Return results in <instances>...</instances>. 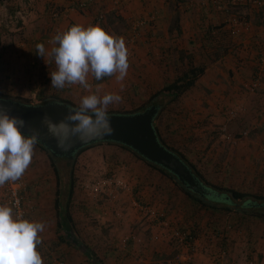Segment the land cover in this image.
<instances>
[{"label":"rangeland","instance_id":"374dc122","mask_svg":"<svg viewBox=\"0 0 264 264\" xmlns=\"http://www.w3.org/2000/svg\"><path fill=\"white\" fill-rule=\"evenodd\" d=\"M183 1L185 0H175L177 5L173 3L169 7L173 13L170 39L162 43L160 35L153 47L149 45L150 42L147 47L142 46L143 35H139L138 39L137 36L134 37L136 39L130 38L128 20L115 19L114 24L119 22V26L116 27L117 31H114L113 25L112 33L124 37L129 49V69L126 78L120 82L117 80L113 82L115 76H111L107 82L96 86L90 81L92 76H89L90 89L78 84L66 85L62 89L64 92L59 93L60 98L79 107L84 96L92 93L102 96L105 87V94L118 93L123 98L121 102L108 107V113L136 112L162 91L166 82L172 83L185 74L191 62L195 66L203 65L207 68L226 50L228 58L225 52L223 61H220L223 66L218 70L224 74L221 76L222 82L217 84L218 94L215 95L213 90L206 88L207 83H204L203 78L207 75H204L199 80V85L196 84L178 101H173L172 97H159L155 103L163 109L155 126L158 127L167 146L182 153L211 183L250 195L264 196V63L256 60L255 54H244L243 47L225 49L219 42L214 43L213 48L195 50L187 43L185 36L181 37L176 33V15L181 13ZM49 2L53 3L50 11L49 9L46 11L48 3L45 0H8L6 3H0V97L37 105L40 101L55 95L50 78V73L57 70L54 59L51 56L45 58L38 56L37 45L44 44L49 52L56 46L51 41L57 33L65 29L61 20L65 18L69 4L66 6V1ZM227 2L228 22L220 21L213 26V31L222 34V41L224 39L227 42L225 33L232 31L237 25L245 28L243 27L245 24H251L252 34L260 31L264 34V0ZM123 8L121 11H124ZM141 20L145 23L142 27L149 25L145 19ZM120 30L126 33H118ZM182 53L185 58L182 57ZM190 56L193 60L189 59ZM241 58L253 61L254 65L250 68L249 81L235 83L232 76L227 77L226 72L228 70L233 73L232 71H235L233 63ZM146 59L148 65L141 63V67H134L137 62ZM129 78L132 80L137 78L138 82H131ZM77 88L81 89L79 92L81 100L76 102L66 97L67 93L68 95L78 93ZM242 92L244 94L241 95ZM229 98L235 100L229 102ZM218 102L224 107L232 105L233 108L228 111L220 110L216 106ZM246 103H249L247 107ZM106 147L108 146H98V150L94 148L92 152L86 151L77 158L74 165L76 195L73 205H109V215L114 221H107L110 216L98 219L95 215L87 218L85 224L80 221V225L83 224L84 227L76 225L74 237L80 242L81 247L74 243L71 247L55 245L51 250L50 245L59 244V237L57 229L53 230L51 227L50 232L46 230L45 234L48 233L50 238L46 240L44 235L42 239L48 247L45 251L50 255L51 258L47 257V260L51 263L55 260V264H92L90 261L96 260L94 264H113L108 258L111 251L113 249L122 251L123 246L138 229L139 222L132 225V222L126 219L123 221L121 218V214L124 216L128 214V209L119 213L116 209L120 208L119 205H139L135 201L136 197L132 195L134 181L137 178L136 170L142 168L133 166L121 154L114 153V156H111ZM68 164L69 162L63 159L59 163L62 169L61 191L65 195L62 196L64 202L70 182L71 164ZM145 170L149 171L148 168ZM131 171L134 174H131ZM146 171L142 173L138 171V175L146 176ZM166 180L168 179L161 176L159 180L152 177L148 182L151 188L156 187L154 193L162 191L159 205L169 213L176 211L177 215L170 214L176 219L171 220V226L168 222H164L165 225L157 223L158 226L151 228V238L153 243H156L167 235L173 252L166 253L170 258L158 257L156 253L150 262L198 264L196 257L202 254L210 256L212 264H264V222L252 218L242 221V218L235 214L217 216L201 214L197 217V222L201 225L200 238L193 245L178 241L174 237V232L188 221L186 208L188 203L183 194L176 191L173 182L168 180L166 183ZM19 181L23 183L24 191L27 192V205H34L35 208H40L39 205H54L58 190L56 178L46 153L38 147L35 146L32 162ZM106 181L115 182L112 185H104ZM4 185L0 186V204H6L1 197L5 195ZM143 193L147 195L145 205L156 204L157 198L151 196L149 189L145 188L142 195ZM172 205L176 207L168 208ZM153 216L155 215L151 214V217L145 218V223L148 220L147 224L138 229L141 234L144 233V229L156 225L149 222ZM117 221L119 226H115ZM119 222H123L127 227L124 225L122 227ZM140 225H143V222ZM111 232L115 236L105 241V237H110ZM119 234L122 239L119 240L118 248V244L113 243L112 239L118 240ZM155 247L160 250L159 245ZM104 250H107L106 254ZM88 254L92 257L91 260L87 258ZM66 255L69 258L71 256V261L73 258V263H69ZM183 256L188 258L183 259L184 262L181 261ZM126 264L137 263L131 259Z\"/></svg>","mask_w":264,"mask_h":264},{"label":"crops","instance_id":"0c3cea01","mask_svg":"<svg viewBox=\"0 0 264 264\" xmlns=\"http://www.w3.org/2000/svg\"><path fill=\"white\" fill-rule=\"evenodd\" d=\"M45 1L46 3H48L46 5V11H47L48 8L53 5V3H50L49 0H45ZM55 1L60 2V3H63L66 1V4H67L66 6H68L69 4L68 10L66 11V14H65V18L63 19L61 18L62 19L61 24L63 23L65 25L64 31H66L67 29H69L71 26L75 24H82L84 26L99 24L103 28H105L107 31L112 32L113 25H114V31H117L116 27L119 26V22L114 24L115 19H119L121 21H123L122 19H125V20H128L127 23L129 24V29H130L129 36L131 38L135 34L133 30L135 23L141 24L142 22L141 19H145V21L148 22L149 25L146 27L140 26L136 31L137 39L139 35H143L141 38L142 46L144 45L147 47L149 42H150L149 45L151 47L155 46L158 40L157 37L160 35H162L160 37V40L162 41V43L170 39L169 35H171L170 31H171L173 13L171 12L169 7L173 3H175V0H99L95 5L91 6L88 11H85L83 13H81L78 7H76L79 0H55ZM179 1H182V0H179ZM237 1L241 2L242 0H237ZM181 4H183V6L181 7V13L179 15L178 14L176 15V17L177 18L179 17V20H180L179 21L180 32L176 30V33L181 37L185 36L187 43L192 45V47L195 50H198L199 48L200 49L213 48L214 43L219 42L223 45L225 49L229 47L230 48H242L243 47L242 49L244 51L243 52L244 54H247V55L255 54L256 60H259L264 50V48H262V46L264 45L263 44L264 34L262 31L252 34L250 32L251 29L253 28V27L251 28V24H246V26H243L245 28H242L241 26H239V28L240 27L241 28L239 29L240 31L237 36L232 35V31L235 29H233L232 31L228 33L226 32L225 34L227 36V42L224 39L222 41V37H223L222 34H220L218 31H217L218 33L216 31H213V26L215 27L220 21L225 22V23L228 22L229 14L227 13L228 12L227 0H191V1L185 0ZM121 8H123L124 11H121ZM101 16H103L104 18L103 22L98 21L99 17ZM142 24L144 25L145 23L143 22ZM176 27H177V24H176ZM118 33H126V31L120 30L118 31ZM215 35H216V39L214 40ZM133 39H136V38L133 37ZM226 57L228 58L227 52H226ZM223 58L224 57L216 59L214 63H210L207 66L206 72H205V75L207 76L203 78L204 83H207L206 88L213 90L215 95L218 94L217 84H220L222 82L220 81L221 76L224 75L222 72L218 71L219 68L223 66V64H220L222 63L220 61H223ZM141 63L148 65L149 62H148V59H146L141 62H137V64L134 65V67H141L142 66ZM253 65H254L253 61H249V60H246L245 58H241L233 63V66L235 68L234 69L235 71H232L233 73L227 70L226 72L227 77L232 76L233 82L235 83L236 82L245 83L250 80V77L248 76H250L249 75V73L251 72L250 68H252ZM129 79L131 80V82H138L137 78H134V80H132L131 78ZM90 81H93L92 83L94 85V77L90 78ZM112 81L113 82L116 81V78L114 77ZM198 85H199V82L197 83V86ZM247 87H248V84L246 85V88ZM76 90H78V93H72V95H68L67 93L66 97H69L76 102L81 100V95L79 94V92H81V89L77 88ZM104 90H105V87L102 92L103 95L106 93ZM242 94H244V92H242L241 95ZM234 100L235 98L234 99L229 98V102H233ZM248 105L249 103L248 104L246 103L245 107H247ZM110 106L111 105H109V107ZM216 106L220 110L225 109V111H228L230 108H233L232 105H228V108L224 107L221 102L216 103ZM101 146H108L106 147V150H108L111 153V156H114V153L121 154L122 157H125L127 161H129V163H131L133 166H139L138 168H142L141 170H136L135 176L137 175V178L134 181L135 184L133 187V195H132L136 197L135 201L139 205H119L120 208L116 209L118 213L120 211H127L128 209V214H126L125 216L122 214L120 215L123 221L124 219H126L128 222L129 221L132 222V225L135 224L136 222H139V224L137 225V228L139 229L147 224L148 220H146V223L144 220L148 216L151 217V214H152L155 216L152 217L153 218L152 221L151 219H149V222L156 224L152 227L150 226L148 229H144V233H145V234L143 233L144 235L141 234V232L137 229L134 232L133 237L130 240L128 239L129 241L124 246L122 245L123 246L122 251H116L117 249H113L111 251L113 254L112 253L109 254V257H108L110 258L109 262L111 263V261H113V264H122V263L126 264L127 261H130L131 259H133L134 262L137 264L138 263L139 264H155L156 262L154 263L153 261L152 263L150 262V259H154L153 257H155L156 253H158L157 254L158 257H161V256L167 257V254L168 253L170 254V252H173V250H172V246H170L169 244V239L167 235L163 236L161 241L153 243V240L151 238V234H152L151 228L158 226L157 223L164 225L165 224L164 222L166 223L168 222L171 226L172 225L171 220L174 221L176 219L173 216L177 215L176 211H174L173 213H169L167 209H163V206L159 205V202L162 198V191L158 190L157 192L154 193L153 190H155L156 187L151 188V186H149L148 181H150L152 177H156L159 180V178H161L162 175H160V173L158 174L156 171H154L151 168L149 169L146 163L138 160L137 158L134 157L132 153L118 146L106 145V144L101 145ZM97 147H94V148H97ZM94 148L87 150V152L93 150ZM98 149L99 148H97L96 150ZM145 168H148L149 171H146ZM138 171H141V173L143 171H146V176L141 177V175H138ZM131 172H132L131 174H134L133 171ZM168 180H166V183H168ZM120 182L122 183L121 180ZM145 188L146 190L149 189V193L151 194V196H154L155 198H157L155 201L156 203L155 205H145V203H147L146 202L147 199L145 198L147 195L144 193L142 195V191ZM24 190H25V187H24ZM24 190L22 192V195L24 198V209L27 211L26 218L44 222L47 227V229L45 228V231L48 230L50 232L51 227L54 228L53 230H56L57 224H58V218H57V213L55 210V205H39L41 206L40 208H35L34 205H27V202H26L27 192ZM1 197L3 198L4 195ZM108 207L109 205H102V206L72 205L71 207L72 218L74 220L75 225H80L79 223L80 221H83L85 224V221H87V218H90L91 216H94V215L97 216L98 219L100 218L104 219L106 216H110ZM175 207L176 205H172L171 207H168V208L173 209ZM144 208L146 209V211H144ZM152 209H155L156 211ZM170 214H172L173 216ZM107 221L113 222L114 218L110 216L107 219ZM142 222H143V225H140ZM119 223L123 227L124 223L123 222H119ZM80 226L82 228L84 227L83 224ZM115 226H119L118 221L116 222ZM125 227H127V225ZM45 231L42 233V236L45 235L46 237L44 238L47 240L48 238H50V236H48V233L45 234ZM114 236L115 234L111 232V236L105 237V241L109 240L110 238H113ZM119 238H120V234L118 236V240L112 239L113 243L118 244V248L120 245L119 240L122 239V238L120 239ZM141 241L143 243L139 244V242ZM42 242L43 243L39 246V251L42 254L44 264H55L54 263L55 260H53L52 263L47 260V257L48 259L51 257L49 254H47V251H45L46 249H48V247L44 239H42ZM55 245L57 244L54 243L53 245H50V249L52 250L55 247ZM158 245H159L160 250L156 249L155 247ZM106 252L107 250H104L105 254ZM160 253L162 255H159ZM105 254H104V257H105ZM67 258L69 257L67 256ZM70 258H69V263H73L72 262L73 258H72V261L70 260ZM124 258H126L125 261H124ZM118 259H120V261H115ZM196 260L198 264H212L210 260V256L206 257L202 254L197 255Z\"/></svg>","mask_w":264,"mask_h":264},{"label":"clouds","instance_id":"9594fccd","mask_svg":"<svg viewBox=\"0 0 264 264\" xmlns=\"http://www.w3.org/2000/svg\"><path fill=\"white\" fill-rule=\"evenodd\" d=\"M51 42L56 46L50 52L44 44L37 45V55L54 59L57 70L50 73V78L56 89L77 84L90 89L89 76L100 81L115 75L120 82L128 74L125 38L99 24H75L57 33ZM122 99L118 93H92L84 96L64 121L57 124L46 116L43 123L56 139L57 147L68 151L73 137L88 141L110 135L113 128L107 110ZM25 126L23 119L0 108V186L19 180L32 162L39 139L25 134ZM45 228L44 222L24 218L12 206L0 204V264H44L39 246Z\"/></svg>","mask_w":264,"mask_h":264},{"label":"trees","instance_id":"16d2710c","mask_svg":"<svg viewBox=\"0 0 264 264\" xmlns=\"http://www.w3.org/2000/svg\"><path fill=\"white\" fill-rule=\"evenodd\" d=\"M6 1L8 2V0H0V3H4V2L6 3ZM82 1L83 0H79L76 7L79 8V4ZM48 9L50 11L51 8L49 7ZM179 21H180L179 17L176 18V24H177L176 30H178V32H180ZM215 39L216 36L214 37V40ZM224 55H225V51H223L222 55L218 56L217 59L222 58ZM182 57L185 58L184 53H182ZM189 59L193 60V57L190 56ZM261 59L262 57L260 56L259 62L261 61ZM205 72H206V66L203 65L195 66L191 62L190 67L185 74H183L180 78L176 79L172 83L166 82L162 91L154 95L151 101H149L148 104L146 103L145 107L132 113H108V114L133 115L144 112L145 110L151 108L152 106H157L160 109L158 115L160 116V113L162 112L163 108L162 106L157 105L155 103V101H157L159 97H172L173 101L180 100L187 92H189L192 88L196 86L199 80L205 75ZM254 75H255L254 78L256 79L257 74L255 73ZM109 78L110 77H104L100 81H96L94 79V85L103 84L107 82ZM55 92H56L55 95H53L50 99H44L40 101V103H38L37 105H45L50 102H59L70 105L76 109L78 108L77 106L73 105L71 102L60 98L59 93L63 92L62 89L55 88ZM0 98L10 100V98H4V97H0ZM14 101H18L27 105L37 106L26 101H21V100H14ZM158 116L156 120H158L159 118ZM154 127L162 145H164L167 149H169L173 153L177 154V156L189 166V168L193 171L194 175L197 177L200 183L207 189L208 194L204 196L195 194L194 192L190 191L186 186H184L173 174H171L170 172L166 171L165 169L155 164L148 162L147 160H144L142 157H140V155H138L128 147L116 143H98L82 149L74 157L73 160L74 162H72L70 169V182L68 185V191L66 193V202H64L62 196L65 195H63L61 191L63 185L62 169L59 166L60 160L62 159L53 157V155L47 149H45L43 146L37 143L36 147H38L42 152L46 153L47 159L50 162V166L56 178V184L58 190L56 192V199L54 205L58 218V224H57V234L59 237V244H57L58 247L59 245L61 246L69 245L71 247L74 243L77 244L79 247H81L80 242H78V240L74 237V228L76 225L72 218V212H71V207L74 204V198L76 195V178L74 174V165L77 162L76 161L77 158L81 156L83 153H85L87 150L104 144L118 146L132 153L135 158L146 163L149 168L159 172L163 177L173 182V184L177 188L176 191H179L183 194L186 202L188 203V205L186 206L188 213L187 216L188 221L181 225V229H178L176 230V232H174V237L180 242L184 240L185 243L189 245H193L200 238L199 233L201 231L200 229L201 225L199 222H197V217L201 214H208L210 216H217L221 214L223 215L235 214L236 216L241 217L242 221H246L247 218H252L254 220H259L264 222V196L250 195L239 192L231 188L222 187L211 183L198 170V168L192 162H190V160H188L182 153L168 147L165 141L163 140L158 127H156L155 124ZM176 233H178L179 235L177 236ZM167 257L170 258L169 256ZM87 258L89 260L92 259V257H90V254L87 255ZM162 258H165V256H163ZM90 262L94 264L96 260H91ZM168 263L173 264L171 262Z\"/></svg>","mask_w":264,"mask_h":264},{"label":"water","instance_id":"95a60500","mask_svg":"<svg viewBox=\"0 0 264 264\" xmlns=\"http://www.w3.org/2000/svg\"><path fill=\"white\" fill-rule=\"evenodd\" d=\"M0 108L7 110L12 116L23 119L26 123L24 133L37 135L41 146L47 149L53 157L68 161V165L74 162V157L79 151L88 146L98 143H116L128 147L144 160L170 172L195 194L202 196L208 194L207 189L200 183L189 166L160 142L154 127L160 112L157 106L133 115L108 114L113 128L110 135L88 141L73 137L69 142L71 148L68 151L57 147L56 139L49 133L43 121L47 116L58 124L65 120L70 110L76 108L59 102L33 106L3 98H0Z\"/></svg>","mask_w":264,"mask_h":264},{"label":"built area","instance_id":"2783aa9c","mask_svg":"<svg viewBox=\"0 0 264 264\" xmlns=\"http://www.w3.org/2000/svg\"><path fill=\"white\" fill-rule=\"evenodd\" d=\"M98 1L99 0H83L82 2H80L78 9L81 12L88 11L90 9V7L95 5ZM98 21L103 22L104 21L103 16L99 17ZM136 24H135L134 29H133L135 32L133 37L137 36V33H136L137 29L140 26H143L142 22H141V24L140 23H138L137 25ZM244 26H246V24ZM239 29L240 28L237 25L235 30L232 31V35L237 36L239 34V31H240ZM261 57H262L261 63H264V50L261 54ZM113 182L114 181H107V182H104V185H112ZM4 189H5V195L3 197L4 202H6V204H8L9 206H12L14 208V211H18L24 218H26L27 211L24 209V198L22 195V192L24 190L23 183L19 180L14 181V182H8V183H5ZM176 235L178 236L179 234L176 233ZM181 242H184V240H182ZM183 259H188V258L183 256L181 261H183ZM190 261H191V258H189V262ZM251 264H253V263H251Z\"/></svg>","mask_w":264,"mask_h":264}]
</instances>
